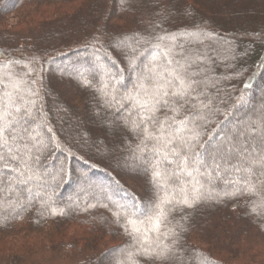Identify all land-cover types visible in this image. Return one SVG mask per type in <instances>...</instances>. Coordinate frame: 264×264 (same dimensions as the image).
<instances>
[{"label": "trees", "instance_id": "obj_1", "mask_svg": "<svg viewBox=\"0 0 264 264\" xmlns=\"http://www.w3.org/2000/svg\"><path fill=\"white\" fill-rule=\"evenodd\" d=\"M10 1L0 0V64L17 73L27 71L25 65L35 69L26 77L39 93L32 115L44 124L49 149L42 159L44 194L34 190L22 202H0V264H120L136 240L115 222L112 200L147 206L158 190L151 168L134 158L139 140L123 126L128 109L106 107L95 91L100 77L119 74L131 89L150 51L138 47L133 68L135 37L202 29L209 36L191 46L207 57L204 69L215 84L209 93L219 111L210 116L209 133L237 123L236 115L249 117L260 104L259 92L264 98V0ZM12 13L13 29L5 25ZM71 172H82L88 182L73 180ZM201 181L214 198L192 208L175 206L160 232L151 214L128 227L138 230L149 251L174 243L173 264H264V222L248 214L257 197H216L232 185L223 177ZM180 188L179 180H169L159 196L180 199ZM169 229L176 233L173 241L166 238ZM139 264L151 262L141 257Z\"/></svg>", "mask_w": 264, "mask_h": 264}, {"label": "snow or ice", "instance_id": "obj_2", "mask_svg": "<svg viewBox=\"0 0 264 264\" xmlns=\"http://www.w3.org/2000/svg\"><path fill=\"white\" fill-rule=\"evenodd\" d=\"M205 36L209 34L202 29L157 33L153 40L137 36L130 52L133 68L138 47L147 46L150 51L132 88H125L123 78L112 73L102 75L95 87L106 107L128 109L123 126L139 140L133 150L134 158L151 168V182L158 190L157 200L147 206L112 200L118 209L115 222L136 240L124 250L120 264H139L141 257L151 264L157 260L173 264L174 243L158 244L159 250L149 251L138 239V230L128 225L135 224L134 218L151 214L149 218L156 221L160 232V225L168 220L175 206L192 208L201 200L214 198L201 177L209 184L223 177L226 184L232 185L230 190L216 193V197H257L248 214L257 215L264 222V211H253L254 207L264 209V110L234 130L225 125L209 133L210 116L214 110L219 111L213 108L215 98L209 93L215 84L204 69L207 57L191 46L202 43ZM25 68L27 71L17 73L7 64H0V202H22L26 199L24 194L31 196L34 190L36 196H41L44 193L40 189L47 183L42 159L49 149V139L44 135V124L32 115L37 103L34 97L39 93L31 86L36 81L26 77L35 69L28 65ZM145 150L149 152L147 157ZM164 163L170 167L164 168ZM172 179L180 181L181 198L160 197L159 190ZM175 235L169 229L166 238L173 241Z\"/></svg>", "mask_w": 264, "mask_h": 264}, {"label": "rangeland", "instance_id": "obj_3", "mask_svg": "<svg viewBox=\"0 0 264 264\" xmlns=\"http://www.w3.org/2000/svg\"><path fill=\"white\" fill-rule=\"evenodd\" d=\"M14 0H11L10 2H9V4L11 5V3L13 2ZM8 3H6V7L7 8H9V5ZM9 19L7 20V22H6V26H7V28H14L15 27V24H16V21H17V16H16V18H14L13 17V13L11 14V15H9V17H8ZM261 89L263 90L264 89V84H263V87H261ZM256 100H261V102H260V104H258V106L257 107H255L254 108V111H252L251 112V116H249V117H246V118H244V117H242V116H240V115H236L235 117H234V119H236V122L237 123H226L225 125H227V128H231V129H235L234 127H233V125L235 126V125H239V124H241L242 122H246V121H249V120H251V119H254L255 117H257L258 115H259V113L261 112V110H264V98H263V95H261V93L259 92L258 93V95H257V98H256ZM251 105V104H250ZM251 106H254V103L251 105ZM241 107H243V108H241V113H244V112H246L245 110H244V108L246 107L245 105L244 106H241ZM248 112V111H247ZM224 125V126H225ZM223 126V127H224ZM221 138H222V134H221ZM72 173V178H73V180H75L76 179V177H81L80 179L81 180H83L84 182H88V178H86V176H84V174L82 173V172H79V173H81V174H79V173H77V174H75V173H73V172H71ZM90 179V178H89ZM80 180V181H81ZM217 181L219 180V179H216ZM90 181V180H89ZM93 181V182H92ZM97 183V179L96 180H91V183ZM221 182V181H220ZM80 191V189L79 188H77L76 190H75V192H79ZM62 192V188L61 189H59V191H58V193H57V195H60V193ZM65 193L66 194H68V193H70V190H66L65 191ZM142 203H144V201H142ZM141 206H144V205H141ZM58 261V260H57ZM55 263H59V261L58 262H55Z\"/></svg>", "mask_w": 264, "mask_h": 264}]
</instances>
